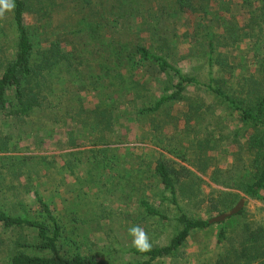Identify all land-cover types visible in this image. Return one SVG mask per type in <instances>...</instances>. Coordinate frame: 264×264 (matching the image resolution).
Returning a JSON list of instances; mask_svg holds the SVG:
<instances>
[{"label":"rangeland","instance_id":"obj_1","mask_svg":"<svg viewBox=\"0 0 264 264\" xmlns=\"http://www.w3.org/2000/svg\"><path fill=\"white\" fill-rule=\"evenodd\" d=\"M42 4V15L29 2L25 13L35 50L60 43L73 69L67 72V61L54 68L55 93L44 111L22 125L15 120L0 121V140L7 139L9 148L0 154V210L16 209V216L27 213L32 220L43 222L38 202L42 200L62 226L64 255L108 264H140L148 258L133 253L138 249L132 244L130 227H142L151 248L168 246L181 230L178 207L154 175L156 163L164 161L193 173L177 187L178 204L190 217L212 220L229 213L241 200L245 204L240 216L193 232L175 260L154 264H214L219 254L230 250V239L240 243L247 224H264V200L249 198L235 187L251 173L245 147L251 130L240 121L238 112L205 87L211 75L208 62L199 44L189 54L191 40L184 38L192 33V17L172 14L163 20L158 0H131L139 17L132 31L124 33L121 10L114 11L119 4L115 0H95L92 10L85 11H100L103 5L110 8L105 27L94 19L90 25L78 26L69 9L52 11L47 0ZM167 5L173 13L174 7ZM214 7L216 15L211 11L203 19V37L210 31L223 36L222 28L232 21L246 28L241 43L217 49L213 77L229 79L227 73L234 75V65L235 77L256 73L264 65V24L250 23L251 10L242 0L230 6L215 0ZM163 21L167 26L179 24L176 39L182 44L170 45V61L184 74L196 76L201 85L190 86L181 100L149 113L147 109L162 96L175 92L172 85L176 83L168 85L171 89L166 92L154 79L153 69L136 70L134 62L139 60H121L118 52H130L129 44H141L148 38L149 33L141 34L142 25L155 29ZM170 26L169 37H174ZM17 42L12 9L0 15V74L1 64L14 60ZM237 84L232 80L226 88L232 86L231 92L238 93ZM103 114L113 118V127H95L103 122ZM223 196L236 200L235 204L223 213L213 212L212 206ZM143 202L159 215H150ZM223 228L226 239L218 243ZM4 259L1 256L0 264H8Z\"/></svg>","mask_w":264,"mask_h":264},{"label":"trees","instance_id":"obj_2","mask_svg":"<svg viewBox=\"0 0 264 264\" xmlns=\"http://www.w3.org/2000/svg\"><path fill=\"white\" fill-rule=\"evenodd\" d=\"M94 1L64 0L57 3L56 0H47L53 6L52 11L59 8L69 9L72 12L70 16L76 19L75 23L78 26L83 23L89 24L88 22L94 19L93 21H97L99 27H105L104 20L108 19L107 16L112 11L103 5L100 11L86 13V10H92ZM115 1L119 4L114 11L121 10L120 23H122V27L120 30L128 33V31H132V23L137 21L139 13L131 5V0H125L123 4L120 3V0ZM163 1L174 7L173 13L168 11V5H163ZM223 1L230 6L235 0ZM13 2L15 4L13 22L17 29L18 42L14 60L1 64L3 71L0 74V121L15 120L22 125L25 124L26 119L37 112L44 111L51 103L50 97L52 96L50 95L55 93L56 86L54 82L56 77L52 75L54 68L61 65V61H67V72H70L73 69V63L67 53L63 51L60 43L52 42L43 50H35L33 34L25 24V13L29 2L35 13L42 15L43 0H13ZM121 4L122 7H120ZM242 4L251 10L250 23L261 27L264 24V0H242ZM258 4L259 6H256ZM158 5L161 6L159 11L163 20H168L172 14L178 15V17L186 16L188 19L192 17L195 20L194 25H191L193 26L192 30L190 29L192 33L188 32L184 38L187 37V40H191L189 43L191 48L188 53H193L194 44L195 48L196 44H199L202 56L208 62L211 75L208 83L204 86L214 97L228 104L233 111L238 112L240 121L244 125H249V130H251L245 145L251 173L247 178L235 184L236 190L241 191L249 198L264 200V65L256 69V73L249 72L247 75L239 74L236 77L237 66L234 65V75L225 72L230 75L229 79L216 80L213 77L217 49L223 44V47H227L241 43V33L246 26L241 28L232 21L222 28L223 36L210 31L203 37V19L206 16L209 17L211 11L216 15V10H213L216 9L214 7L215 0H158ZM165 22L167 21H163L155 29L142 25L141 34L149 33L148 38H145L141 44H129L130 52L121 50L118 52L121 60L133 61L137 58L141 63L134 62L135 66L137 65L136 70L145 67L153 69L155 71L154 79L163 84L166 92L171 89L167 87L168 85L176 83L172 85V90L175 92L171 96H162L153 108L147 109L146 112L149 113L159 111L171 101L181 100L190 86L201 85L196 76L184 74L178 66L170 61L168 53L172 51L170 45L178 40L176 31H178L179 24L175 22L176 24L172 23V26L168 25L174 33V37H169L170 28ZM177 43L182 44L180 40ZM117 46L124 50L120 44ZM156 50L161 54L155 53ZM163 52H166V55H162ZM122 64V61L118 62V65ZM232 80H236L240 87L238 93L231 92L233 91L232 86L226 88L228 83H232ZM226 89H229V92ZM102 118L103 122H98L95 127H101L103 124L105 127H113V118L105 117V114ZM8 150V140H0V154H5ZM154 175L159 179L163 188L171 193L172 202L178 207L177 221L181 230L166 247H153L147 252L134 250L133 253L148 258L147 261L140 264L175 260L193 232L208 229L213 225L209 224L210 220L190 217L178 204L177 187L183 183L184 179H191L193 176L191 171L186 168L176 169L169 163L158 161L155 165ZM38 202L45 218L43 222L32 220L27 213L16 216V209L14 212L0 210V258L4 256V261L6 260L8 264H108L100 260L64 255L60 246L63 237L62 226L59 225L50 207L42 200ZM235 202L236 200H232L229 196L220 197L212 206L213 212L223 213L229 210ZM143 207L150 215H159L145 202H143ZM242 212L234 217L240 216ZM224 239H226V233L223 228L218 233V243H222ZM229 244L230 250L219 254L214 264H264V224H247L240 243L230 239Z\"/></svg>","mask_w":264,"mask_h":264},{"label":"clouds","instance_id":"obj_3","mask_svg":"<svg viewBox=\"0 0 264 264\" xmlns=\"http://www.w3.org/2000/svg\"><path fill=\"white\" fill-rule=\"evenodd\" d=\"M15 7L13 0H0V15L5 11H11ZM132 237V244L141 252H147L151 248L150 239L147 233L139 225L132 226L128 229Z\"/></svg>","mask_w":264,"mask_h":264},{"label":"water","instance_id":"obj_4","mask_svg":"<svg viewBox=\"0 0 264 264\" xmlns=\"http://www.w3.org/2000/svg\"><path fill=\"white\" fill-rule=\"evenodd\" d=\"M245 200H241L237 206H235L229 213L222 214L217 218H214L209 221V224H220L225 222L226 220L238 215L244 208Z\"/></svg>","mask_w":264,"mask_h":264}]
</instances>
